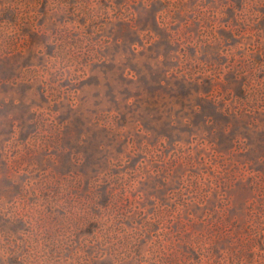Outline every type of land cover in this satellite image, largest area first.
<instances>
[{"label":"rangeland","instance_id":"374dc122","mask_svg":"<svg viewBox=\"0 0 264 264\" xmlns=\"http://www.w3.org/2000/svg\"><path fill=\"white\" fill-rule=\"evenodd\" d=\"M0 264H264V0H0Z\"/></svg>","mask_w":264,"mask_h":264}]
</instances>
